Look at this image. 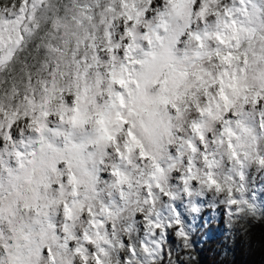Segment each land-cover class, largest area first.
<instances>
[{
    "label": "snow or ice",
    "instance_id": "obj_1",
    "mask_svg": "<svg viewBox=\"0 0 264 264\" xmlns=\"http://www.w3.org/2000/svg\"><path fill=\"white\" fill-rule=\"evenodd\" d=\"M264 218V0H0V264H197Z\"/></svg>",
    "mask_w": 264,
    "mask_h": 264
},
{
    "label": "trees",
    "instance_id": "obj_2",
    "mask_svg": "<svg viewBox=\"0 0 264 264\" xmlns=\"http://www.w3.org/2000/svg\"><path fill=\"white\" fill-rule=\"evenodd\" d=\"M213 227L196 246L197 264H264V218L249 221L236 236L222 224Z\"/></svg>",
    "mask_w": 264,
    "mask_h": 264
},
{
    "label": "rangeland",
    "instance_id": "obj_3",
    "mask_svg": "<svg viewBox=\"0 0 264 264\" xmlns=\"http://www.w3.org/2000/svg\"><path fill=\"white\" fill-rule=\"evenodd\" d=\"M218 225V223L217 224H213L212 226H214L213 228H214V230L216 229V227L215 226H217ZM211 226V227H212ZM212 233L214 234V232H211V235H212ZM219 236V235H218ZM207 237V236H206ZM220 237V236H219Z\"/></svg>",
    "mask_w": 264,
    "mask_h": 264
}]
</instances>
